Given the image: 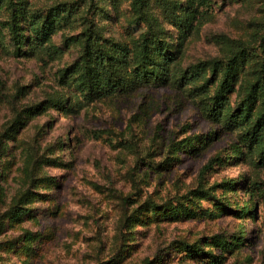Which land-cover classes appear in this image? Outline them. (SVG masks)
<instances>
[{"label": "rangeland", "instance_id": "obj_1", "mask_svg": "<svg viewBox=\"0 0 264 264\" xmlns=\"http://www.w3.org/2000/svg\"><path fill=\"white\" fill-rule=\"evenodd\" d=\"M24 1L26 12L64 1L76 10L46 40L59 53L35 46L34 35L18 51L0 12V217L23 192L29 208L2 215L0 241L10 245L0 264H264V136H243L228 115L264 62V0H144L152 24L133 0ZM88 23L129 54L124 88L91 100L81 80L60 77L81 53L65 36L81 37ZM236 48L248 56L214 117L207 95L222 75L209 62ZM197 69L198 79H175ZM17 115L16 130L6 129Z\"/></svg>", "mask_w": 264, "mask_h": 264}, {"label": "trees", "instance_id": "obj_2", "mask_svg": "<svg viewBox=\"0 0 264 264\" xmlns=\"http://www.w3.org/2000/svg\"><path fill=\"white\" fill-rule=\"evenodd\" d=\"M24 3V0H0V12L4 8H6L9 12V34L12 41L16 44L18 51L21 47V44H24L22 43L23 40L34 35L35 40L33 43L35 42V46L37 45V47L43 49L44 52H61L59 51L58 46L47 43L46 40L48 39L49 34L58 28L56 27L57 24L60 26L63 23H69L68 21H71L72 14L75 13L76 10V4L74 6L72 3H67L64 1L51 5L43 12L37 10H29V12H26V5ZM190 5L187 4V7L192 8V3ZM132 6L139 18H144V21H148V24L157 22V19L154 16L151 18L146 14L147 12L142 10L144 6V0H133ZM169 14L170 13L166 15L169 16ZM193 15V12L190 10L186 11V13L183 15V21L188 22ZM25 24H27L30 29L28 34L22 33V27L25 26ZM91 24L92 23H88L85 26V29L81 31L82 34L79 38L65 36L63 42L64 45L69 43V41L79 42L81 47V53L79 56L80 61H74L70 65L65 66L60 74V77L81 80L82 84H84L85 88L87 89L86 98L90 100L94 97L109 94L115 92L118 89L121 90L124 88L125 75L123 66L129 60L128 49L123 44L108 42V40L100 36L99 31L96 28H93ZM31 39L32 38H29V40ZM259 46L261 52L264 53V35L260 37ZM247 56L248 52L245 48H236V50L231 52L225 60H218V58L210 59L209 64L211 69L214 71L219 70L222 75L215 92L212 95H207V97L212 99L210 106L208 107V113L214 117H218L222 114V112H224L227 100L226 91H228L230 88L229 82L235 75L236 66L240 64L239 60L246 58ZM174 58V55L168 54L165 57V61L171 62ZM263 71L264 62H261V66L258 70L259 76L257 80L248 86L244 97L238 103L236 108H234L228 114L230 118L233 117L234 120L242 125L243 131L241 133L243 136L248 137L249 139H252L253 137L257 139L258 136H264V108L252 124H250L249 115L247 114V109L255 93L254 89L259 87L262 89L264 87ZM138 73L140 75L142 74V72L139 71ZM201 75L202 72L200 70L197 72L192 70L187 74L186 72L181 73L179 76H176L175 79H179V81L181 80L184 83H189L200 78ZM204 87H206L205 82L195 85L193 88L198 90V92L195 94L205 92L206 88ZM260 93L264 96V90ZM23 111H29L30 113L34 112L31 106L26 107ZM23 118L24 116L17 115L10 122L6 129H10L11 131L16 130L17 123L19 125L21 122L20 120ZM0 148H4V146L2 145ZM29 156L30 155H28V157ZM262 156H264V148L261 153V161L264 159ZM28 171L30 172V170L27 168V175L32 180V176L28 174ZM26 199V192H23L17 198L16 202L10 204L5 212H3V217L7 218L8 216L10 219H13L19 218L26 214L29 208L22 204ZM1 217L0 228H2L4 221ZM9 218L7 219L10 220ZM9 245L10 242L7 239L0 241V249L2 250L6 249Z\"/></svg>", "mask_w": 264, "mask_h": 264}]
</instances>
